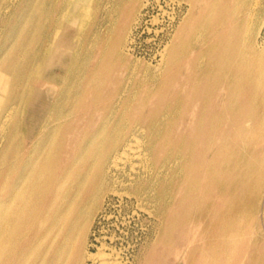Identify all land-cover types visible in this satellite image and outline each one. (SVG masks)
Instances as JSON below:
<instances>
[{
  "label": "rangeland",
  "instance_id": "obj_1",
  "mask_svg": "<svg viewBox=\"0 0 264 264\" xmlns=\"http://www.w3.org/2000/svg\"><path fill=\"white\" fill-rule=\"evenodd\" d=\"M78 1L12 0L11 28L1 12L0 67L15 70L16 87L0 90V107L18 108L2 180L17 152L19 172L45 150L41 140L51 143L54 176L73 167L84 182L92 168L61 237L91 207L80 264H101L92 253L114 264H264V102L248 80L264 47V0H82L92 3L94 25L75 43L77 28L58 9ZM63 46L74 70L48 84L67 76L55 65ZM29 86L48 93L50 105L36 102L41 113L29 107ZM49 201L37 203L27 241L41 237Z\"/></svg>",
  "mask_w": 264,
  "mask_h": 264
},
{
  "label": "bare ground",
  "instance_id": "obj_2",
  "mask_svg": "<svg viewBox=\"0 0 264 264\" xmlns=\"http://www.w3.org/2000/svg\"><path fill=\"white\" fill-rule=\"evenodd\" d=\"M16 1V0H15ZM35 1V0H34ZM66 1V0H65ZM260 1V0H259ZM226 2V1H225ZM233 2V1H232ZM255 2V1H254ZM258 2V1H257ZM256 2V3H257ZM40 3V0H39ZM38 3V4H39ZM45 3V2H44ZM31 4V3H30ZM92 3H82V0L77 4H68L63 2L59 7L61 20L68 26L75 25L77 28V34L75 35V43L80 41L84 37L88 28L94 23L92 15ZM148 4V3H147ZM222 4V2H221ZM44 5V4H43ZM52 5V4H51ZM182 5V4H181ZM204 5V4H202ZM210 5V4H209ZM223 5V4H222ZM32 6V4H31ZM30 6V8H31ZM120 6V5H119ZM146 6V5H145ZM197 6V5H196ZM39 7V6H38ZM37 7V8H38ZM56 7V6H55ZM188 7V6H187ZM209 7V6H208ZM223 7V6H222ZM233 7V6H232ZM231 7V8H232ZM253 7V6H252ZM14 3L12 0H1L0 3V18L3 11L2 20L4 26L11 28L13 24ZM28 8V6H27ZM29 8V10H30ZM36 8V6H35ZM43 8V7H42ZM34 9V8H33ZM101 9V8H100ZM38 10V9H36ZM28 11V10H27ZM26 11V12H27ZM98 11V10H97ZM33 12V11H32ZM31 12V13H32ZM220 12V11H219ZM254 12V11H253ZM25 13V12H24ZM30 13V14H31ZM97 13V12H96ZM105 13V12H104ZM142 13V12H141ZM181 13V12H180ZM29 14V15H30ZM44 14V13H43ZM251 14V13H250ZM27 16V15H26ZM37 16V15H35ZM184 16V15H183ZM205 16V15H204ZM31 17V16H30ZM29 17V18H30ZM55 17V16H54ZM180 17V16H179ZM214 17V16H213ZM26 18V17H25ZM24 18V19H25ZM41 18V17H40ZM97 18V17H96ZM202 18V17H201ZM204 18V17H203ZM220 18V16H219ZM173 19V18H172ZM181 19V18H180ZM252 19V18H251ZM250 19V20H251ZM254 19V18H253ZM35 20V19H34ZM40 20V19H39ZM38 20V21H39ZM213 20V19H212ZM233 20V19H232ZM52 21V20H51ZM50 21V22H51ZM27 22V21H26ZM43 22V21H42ZM233 22V21H232ZM39 23V22H38ZM41 23V22H40ZM192 23V22H191ZM21 24V22H20ZM103 24V23H101ZM255 23L250 25L253 27ZM22 25V24H21ZM26 25V24H25ZM94 25V24H93ZM109 25V24H108ZM191 25V24H190ZM193 25V24H192ZM17 26V25H16ZM38 26V25H37ZM181 26V25H180ZM232 26V24H231ZM24 27V26H22ZM192 27V26H191ZM194 27V26H193ZM192 27V28H193ZM226 27V26H225ZM230 28V27H229ZM228 28V29H229ZM18 28H15V30ZM38 29V28H37ZM97 29V28H96ZM235 29V28H234ZM14 30V31H15ZM23 30V29H22ZM48 30V29H47ZM100 30V29H99ZM224 30V29H223ZM37 30H35L36 32ZM55 31V30H54ZM177 31V30H176ZM183 31V30H182ZM192 31V30H191ZM191 31L189 33H191ZM18 32V31H17ZM186 32V31H185ZM235 32V31H234ZM2 33V31H1ZM0 33V34H1ZM13 31H8V40L11 39ZM16 33V32H15ZM55 33V32H54ZM76 33V32H75ZM193 33V32H192ZM223 33V32H222ZM36 34V33H35ZM34 34V35H35ZM39 34V33H38ZM180 34V33H179ZM20 35V34H19ZM24 35V34H23ZM183 35V34H182ZM226 35V34H225ZM243 35V33H242ZM15 36V35H14ZM25 36V35H24ZM27 36V35H26ZM29 36V35H28ZM185 36V35H184ZM35 36H33L34 38ZM66 37V36H65ZM96 37V35L94 36ZM175 37V35H174ZM180 37V36H179ZM233 37V35H232ZM240 37V36H239ZM13 38V37H12ZM19 38V37H18ZM129 38V37H128ZM176 38V37H175ZM236 38V37H235ZM242 39V38H241ZM32 40V39H31ZM35 40V39H34ZM86 40V39H85ZM96 40V39H95ZM172 40V39H171ZM6 41V40H5ZM13 41V39H12ZM94 41V40H93ZM232 41V40H231ZM237 41V40H236ZM9 42V41H8ZM6 42V44L8 43ZM92 42V41H91ZM95 42V41H94ZM179 42V41H178ZM197 42V41H196ZM239 42V41H238ZM11 43V42H10ZM51 43V42H50ZM53 43V42H52ZM169 43V42H168ZM177 43V42H176ZM92 44V43H91ZM228 44V43H227ZM231 44V43H230ZM17 45V44H16ZM30 45V44H29ZM28 45V46H29ZM33 45V44H32ZM49 45V44H48ZM71 45V44H70ZM81 45V44H80ZM234 45L235 42H234ZM18 47V46H17ZM30 47V46H29ZM169 48V47H168ZM236 48V47H235ZM234 48V49H235ZM261 48V47H259ZM30 49V48H29ZM72 49V45L68 50ZM90 49V48H89ZM88 49V50H89ZM190 49V48H189ZM233 49V48H232ZM27 50V49H26ZM25 50V51H26ZM60 56L57 57L58 61L55 63L57 67L66 72V77L62 78L59 75H52L45 79L48 84L64 82L68 79L74 70L72 60L66 64L69 59V51L64 46L58 49ZM200 50V49H199ZM236 50V49H235ZM3 51V50H2ZM9 51V50H8ZM7 51V52H8ZM12 51V50H11ZM77 51V50H76ZM188 51V50H187ZM194 49L192 50V52ZM234 51V50H232ZM1 52V51H0ZM128 52V51H127ZM89 53V51H88ZM7 54V53H6ZM9 55V54H8ZM57 55V54H56ZM50 56L47 58L48 66L53 65L51 62L53 58ZM1 56V55H0ZM19 56V55H18ZM21 57V56H20ZM169 58V57H168ZM197 58V57H196ZM195 58V59H196ZM253 58L258 60L255 70L250 74L248 80L254 84L253 95L256 100L264 102V47L261 50L254 52ZM189 59V58H188ZM171 60V59H170ZM198 60V59H197ZM21 61V60H20ZM19 61V62H20ZM76 61V56L73 58V62ZM93 61V60H92ZM91 61V62H92ZM165 61V60H164ZM187 61V60H186ZM36 62V61H35ZM90 62V64H91ZM126 62V61H125ZM197 62V61H196ZM10 63V62H9ZM21 63V62H20ZM26 64V63H24ZM19 65V64H18ZM17 65V66H18ZM22 66V65H21ZM29 66V65H28ZM116 66V65H115ZM134 66V65H133ZM164 66V64H163ZM33 67V66H32ZM89 67V66H88ZM135 67V66H134ZM190 67V66H189ZM12 68V67H11ZM10 67H0V90L12 88L15 90L16 85L12 80V74L15 71ZM80 68V67H79ZM81 69V68H80ZM88 69V68H87ZM14 70V71H13ZM114 70V69H113ZM116 70V68H115ZM135 70V69H134ZM27 71V70H26ZM37 71V69H36ZM44 71V70H43ZM133 71V70H132ZM137 71V70H136ZM135 71V73H136ZM21 72V71H20ZM118 72V71H117ZM126 72V71H125ZM186 72V71H185ZM77 73V72H76ZM79 73V72H78ZM17 74V72H16ZM116 74V73H115ZM118 74V73H117ZM183 74V73H182ZM111 75V74H110ZM157 75V74H156ZM18 76V75H17ZM26 76V75H25ZM117 76V75H116ZM135 76V75H134ZM139 76V75H137ZM77 78V76H76ZM136 79V78H135ZM179 79V78H178ZM128 80V79H127ZM180 80V79H179ZM183 80V79H182ZM190 80V79H189ZM28 81V80H27ZM119 81V80H118ZM131 81V80H130ZM155 81V80H154ZM128 82V81H127ZM113 83V82H112ZM117 83V82H116ZM115 83V84H116ZM131 83V82H130ZM74 86V84H73ZM176 86V85H175ZM60 87V86H59ZM9 88V89H10ZM29 101L32 111L36 110V102L42 103L41 107L50 105V100L46 102L45 91L30 87ZM46 88V87H45ZM56 88V87H55ZM118 88V87H117ZM129 89V88H128ZM127 89V90H128ZM184 89V88H183ZM55 90V89H54ZM58 91V90H57ZM72 92V90H71ZM125 92V91H123ZM15 93V92H14ZM90 93V92H89ZM130 93V92H129ZM10 94V93H9ZM48 94V93H47ZM46 94V96H47ZM104 94V93H103ZM177 94V93H176ZM57 95V94H56ZM127 95V94H126ZM169 95V94H168ZM70 96V95H69ZM176 96V95H174ZM9 97V96H8ZM22 98V97H21ZM70 98V97H69ZM68 98V99H69ZM4 99V98H3ZM121 99V98H120ZM16 100V99H15ZM27 100V99H26ZM5 101V99H4ZM68 101V100H67ZM120 101V100H119ZM154 102V101H153ZM20 103V102H19ZM151 103V102H150ZM190 103V102H189ZM3 104V103H2ZM21 104V103H20ZM66 105V104H65ZM87 105V104H86ZM185 105V104H184ZM188 105V104H187ZM1 106V105H0ZM28 106V104H27ZM26 106V107H27ZM63 106V105H62ZM2 107V106H1ZM0 107V109H1ZM116 107V106H115ZM25 108V107H24ZM39 108V107H38ZM66 108V107H65ZM223 108V107H222ZM17 107H10L7 110L1 109L0 113V144L5 143L7 140V132L12 124H16ZM81 109V108H80ZM115 109V108H114ZM138 109V108H137ZM4 111V112H3ZM19 111V110H18ZM40 113L42 111L38 110ZM36 110V112L38 113ZM118 111V110H117ZM50 112V111H49ZM63 112V111H62ZM140 112V111H139ZM19 113V112H18ZM116 113V112H115ZM196 113V112H195ZM264 113V112H263ZM148 114V113H147ZM62 115V114H61ZM69 116V115H68ZM80 116V115H79ZM99 116V115H98ZM111 117V115L109 116ZM134 117V116H133ZM181 117V116H180ZM60 118V117H59ZM69 118V117H68ZM74 118V117H73ZM136 118V117H135ZM186 118V117H185ZM65 121V120H64ZM71 121V120H70ZM48 122V121H47ZM68 122V121H67ZM66 123V122H65ZM43 124V123H42ZM59 124V123H57ZM129 124V123H128ZM44 126V124H43ZM42 126V127H43ZM54 126V125H53ZM17 127V125H15ZM25 127V126H24ZM107 127V126H106ZM20 128V127H19ZM16 129V128H15ZM41 130V129H40ZM68 130V129H67ZM16 132V131H15ZM27 130L24 129L23 135L27 134ZM60 132V131H58ZM146 132V131H145ZM10 133V132H9ZM15 134V133H13ZM59 134V133H58ZM69 135V134H68ZM133 135V134H132ZM15 136V135H14ZM11 137V140L14 138ZM18 136V135H17ZM29 136V135H28ZM140 136V135H139ZM26 137V136H23ZM63 137V136H62ZM142 137V136H141ZM64 138V137H63ZM16 139V138H15ZM62 139V138H61ZM80 139V138H79ZM4 141V142H3ZM8 141V140H7ZM18 141V140H17ZM25 141V140H24ZM51 141V140H50ZM49 141V143H50ZM98 141V140H97ZM76 142V141H75ZM146 142V141H145ZM46 143V144H45ZM44 144V145H43ZM63 144V143H62ZM69 144V143H68ZM67 144V145H68ZM23 145V144H22ZM43 145L41 153L35 155L31 153L28 161L25 162L23 168L18 172L17 163L19 153L17 152L13 158V161L9 164V169L5 179L2 180L3 171L5 165L10 144L2 145L0 149V264H6L8 261L10 264H80L81 263V249L86 244L89 231H90V211L91 207H87L85 211L80 209L79 215L76 219L75 229L72 234L68 235L61 240V237L66 230L67 223L74 214L78 207V201L82 195L84 188L88 186L90 180L91 169L85 172L84 182H79L78 172L72 167L66 169L63 174L54 176L52 173V164L50 154V144L47 145L45 140H41L39 148ZM136 145V144H135ZM159 145V144H158ZM65 146V145H64ZM157 146V145H156ZM74 147V146H73ZM100 147V146H99ZM134 147V146H133ZM23 148V147H22ZM156 148V147H155ZM26 149V148H25ZM24 149V150H25ZM131 149V148H130ZM17 150V149H16ZM49 150V151H48ZM66 150V149H65ZM98 150V149H97ZM94 154L93 159L96 161L99 159ZM129 150V149H128ZM127 150V151H128ZM63 151V150H62ZM123 151V150H122ZM90 152V151H89ZM141 152V151H140ZM162 152V150L160 151ZM71 153V152H70ZM125 153V152H124ZM134 153V152H133ZM163 153V152H162ZM61 154V153H60ZM75 154V153H74ZM117 154V153H116ZM132 154V153H131ZM145 154V153H144ZM164 154V153H163ZM64 155V154H63ZM69 155V154H68ZM113 155V154H112ZM134 156V155H133ZM155 156V155H154ZM126 158V157H125ZM68 159V158H67ZM117 159V158H116ZM145 159V158H143ZM147 159V157H146ZM152 159V158H151ZM111 160V158H110ZM122 160V159H121ZM139 160V159H138ZM127 161V160H126ZM157 161V160H156ZM111 162V161H110ZM108 162V163H110ZM120 162V161H119ZM122 162V161H121ZM131 162V161H130ZM148 162V161H146ZM125 164V163H124ZM146 164V163H145ZM149 164V163H148ZM95 165V164H94ZM107 166V165H106ZM118 166V165H116ZM122 166V165H121ZM132 166V165H130ZM92 167V166H91ZM142 167V166H141ZM150 167V166H149ZM20 168V167H19ZM59 168V167H58ZM119 168V167H118ZM117 168V169H118ZM60 169V168H59ZM58 169V170H59ZM63 169V168H62ZM94 169V167H93ZM111 169V168H110ZM130 169V168H129ZM142 169V168H141ZM121 170V169H120ZM124 170V169H123ZM128 170V169H127ZM108 171V170H107ZM129 171V170H128ZM18 172L13 183L11 182L12 175ZM110 172V170H109ZM141 172V171H140ZM148 172V171H147ZM117 173V172H116ZM136 173V172H134ZM133 173V174H134ZM60 174V173H58ZM122 174V173H121ZM140 174V173H139ZM146 174V173H145ZM119 175V174H118ZM131 175V174H130ZM129 175V176H130ZM144 175V174H143ZM109 176V174H108ZM114 176V175H113ZM113 176L111 178H113ZM121 176V175H120ZM54 178V179H53ZM106 178H108L106 176ZM137 178V177H136ZM133 179V178H131ZM139 179V178H138ZM141 180V177H140ZM2 181V182H1ZM112 181V180H111ZM107 182V180H106ZM140 184V183H138ZM134 187H136L134 185ZM156 189V188H155ZM72 195V196H71ZM109 196V195H108ZM42 197H49L50 201L42 210V216L39 221L38 233L34 241L30 240L33 222L35 218V209L37 203ZM97 196L95 194L92 197L91 205L95 207V201ZM124 198V197H123ZM48 199V198H47ZM105 201V200H104ZM107 207V206H106ZM101 208V207H100ZM133 208V207H132ZM138 208V207H137ZM141 210V209H140ZM85 212V213H84ZM137 213V212H136ZM102 216V215H101ZM37 222V221H36ZM38 225V224H37ZM36 225V226H37ZM36 231V229H35ZM34 231V233H35ZM102 232V231H101ZM21 240V242H20ZM112 241V240H111ZM113 242V241H112ZM107 243V242H106ZM18 244H21V249L17 250ZM94 246V245H93ZM85 249V248H84ZM109 249V248H108ZM17 250V251H16ZM103 250V249H102ZM19 251V252H18ZM91 251V250H90ZM113 252V251H112ZM117 254V253H116ZM86 255V254H85ZM110 255V254H109ZM114 255V253H113ZM121 255V254H120ZM85 257V256H84ZM91 260L99 259L101 264H114L107 255L104 253H92L90 255ZM112 258V257H111ZM121 258V257H120ZM123 259V258H122ZM118 260V259H117ZM84 261V259H83ZM96 263V262H95ZM119 263V262H118Z\"/></svg>",
  "mask_w": 264,
  "mask_h": 264
}]
</instances>
